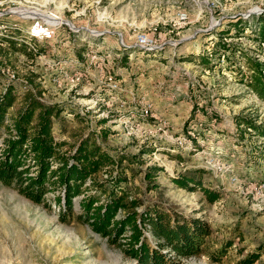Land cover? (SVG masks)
Segmentation results:
<instances>
[{
	"label": "rangeland",
	"instance_id": "rangeland-1",
	"mask_svg": "<svg viewBox=\"0 0 264 264\" xmlns=\"http://www.w3.org/2000/svg\"><path fill=\"white\" fill-rule=\"evenodd\" d=\"M18 7L63 22L53 38L31 40L34 51L24 41L32 18L0 15V92L13 85L20 106L31 87L61 108L53 133L63 148L91 133L112 155L130 158L123 161L131 160L127 172L144 203L207 219L206 251L180 264H242L259 249L252 264H264V134L242 121L264 122V97L250 85V63L264 65V0H0V12ZM138 32L162 47L142 50ZM87 39L120 52L104 60L121 80L114 102L101 103L107 87L97 89V69L84 59ZM71 55L77 63L64 73L58 60ZM85 67L95 76L76 75ZM145 104L152 114L141 115ZM148 164L163 168L154 189L143 178ZM182 172L201 176L221 197L210 201L199 187L177 186L171 177ZM48 196L34 202L0 182V264H135L74 216L61 221Z\"/></svg>",
	"mask_w": 264,
	"mask_h": 264
},
{
	"label": "trees",
	"instance_id": "trees-1",
	"mask_svg": "<svg viewBox=\"0 0 264 264\" xmlns=\"http://www.w3.org/2000/svg\"><path fill=\"white\" fill-rule=\"evenodd\" d=\"M250 64V85L264 97V65ZM38 95L28 87L20 106H16L18 96L13 85L8 84L0 92L3 185L39 203H45L52 192L61 221L74 216L132 257L135 264H180L181 258L206 251L213 232L207 219L159 202L144 203L138 194L140 186L131 184L132 170L129 175L127 172L131 160L123 161L130 158L123 153L112 155L91 133L81 136L73 148H63L65 141L56 140L53 133L54 118L60 116L61 108L42 101ZM242 121L264 134V122L258 124L250 117ZM159 170L163 168L157 164L145 166L147 189L158 185ZM171 180L186 189L199 187L210 201L221 197V192L206 185L201 176L182 172ZM261 254V249L251 251L240 261L252 264Z\"/></svg>",
	"mask_w": 264,
	"mask_h": 264
},
{
	"label": "built area",
	"instance_id": "built-area-1",
	"mask_svg": "<svg viewBox=\"0 0 264 264\" xmlns=\"http://www.w3.org/2000/svg\"><path fill=\"white\" fill-rule=\"evenodd\" d=\"M8 12H14L19 17L32 18L33 24L30 26V30H28L26 40L24 41L27 42L32 47V49H34V51L35 50L37 51L38 49L32 44L31 40H39V39L46 40V39L53 38L55 36L58 24H60V23L57 24L53 21L45 19L44 17L39 16V15H28L25 12H22L21 10L19 11H15V10L12 11L11 9L4 10V12H0V15L8 14ZM177 19L179 23L185 22L186 14L184 12H180L177 16ZM2 41L6 42L5 39H3ZM86 42L89 47L84 54L86 56L84 57V59L88 58L87 59L88 64L92 63L97 69V72H96L97 89H99L100 86H103L104 89L105 87H107L108 98L107 100L102 98V102L101 100L100 102L101 103H108L109 101L114 102V99L117 97L116 93L123 90L121 87V82H120L121 80L116 78L115 73H112L109 70L105 71L104 60L109 59V58L114 60L116 57H120V52L117 51V52L110 53L104 50L103 46L101 45L93 48L94 47L92 44L93 42H91L88 39L86 40ZM120 43L122 45L121 47L123 48H126V46H128L123 41L122 38H120ZM135 44L139 46L142 50L152 51V52L162 47V43L158 44L153 37H151L149 34L145 32H138L137 34H135ZM69 59L68 60L66 59L58 60L57 67L60 66L61 70L65 69L64 73H67L69 69V68L67 69L68 63H70L71 65H75L77 63V59L73 57L72 55L70 56ZM61 72L62 71H59V73ZM76 73H77L76 75H80L81 77L82 76L86 77V79H88L89 77L91 78L92 76H95L94 73L90 72L89 67L88 68L85 67L84 69H82V71L80 70L76 71ZM23 86L25 87L26 84H23ZM107 92H104V93H107ZM96 102L98 101L96 100ZM140 112H141V115L143 116L152 114L150 110V105L149 104L142 105L140 108Z\"/></svg>",
	"mask_w": 264,
	"mask_h": 264
},
{
	"label": "bare ground",
	"instance_id": "bare-ground-1",
	"mask_svg": "<svg viewBox=\"0 0 264 264\" xmlns=\"http://www.w3.org/2000/svg\"><path fill=\"white\" fill-rule=\"evenodd\" d=\"M23 10L22 12H25L26 14H28V15H39V16H42V17H44L45 19H48V20H50V21H53V22H55V23H62L63 22V19H58V18H56L54 15H53V13H50V12H48V11H46V10H43V9H40V8H34V9H27V8H25V7H18V8H14V10L15 11H19V10ZM25 10V11H24ZM26 11H28V12H26ZM30 11V12H29ZM42 12H45L46 13V16H44L43 14H42ZM175 43V42H174Z\"/></svg>",
	"mask_w": 264,
	"mask_h": 264
},
{
	"label": "water",
	"instance_id": "water-1",
	"mask_svg": "<svg viewBox=\"0 0 264 264\" xmlns=\"http://www.w3.org/2000/svg\"><path fill=\"white\" fill-rule=\"evenodd\" d=\"M65 23H67V24H68V22H65Z\"/></svg>",
	"mask_w": 264,
	"mask_h": 264
},
{
	"label": "crops",
	"instance_id": "crops-1",
	"mask_svg": "<svg viewBox=\"0 0 264 264\" xmlns=\"http://www.w3.org/2000/svg\"><path fill=\"white\" fill-rule=\"evenodd\" d=\"M55 55H57V53Z\"/></svg>",
	"mask_w": 264,
	"mask_h": 264
}]
</instances>
